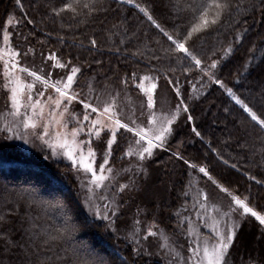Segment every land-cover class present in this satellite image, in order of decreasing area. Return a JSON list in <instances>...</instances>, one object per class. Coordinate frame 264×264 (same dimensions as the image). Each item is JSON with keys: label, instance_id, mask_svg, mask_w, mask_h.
<instances>
[{"label": "trees", "instance_id": "obj_1", "mask_svg": "<svg viewBox=\"0 0 264 264\" xmlns=\"http://www.w3.org/2000/svg\"><path fill=\"white\" fill-rule=\"evenodd\" d=\"M21 2L22 10L16 0H0V33L6 20L14 16L15 20H19L15 28L27 42L34 47L54 52L64 60L70 59L74 64L85 65L84 74L90 79L96 78L97 84L101 86L119 85L126 74L133 71L142 74L147 71L148 60L153 52L162 55L163 49L170 43L136 8L118 5L117 0H98L96 7L106 11L93 12L89 16L88 10L83 9L84 14L76 18H73L71 12H64L60 17L50 15L51 7L59 8L67 0ZM135 2L147 7L154 19L169 32L177 28L183 31L188 23V17L180 10L177 0ZM229 2L232 5L230 15L225 14L223 24L195 39L192 47L204 59L215 52L212 58L220 61L217 77L261 115L264 113V100L258 97V92L264 88V3L262 0ZM28 20L34 23L29 24ZM238 35L242 39L236 42ZM92 39L96 40L95 48L90 44ZM229 46L232 51L227 53L225 49ZM152 63L163 66L166 61ZM193 74L185 78L177 67L175 77L188 85ZM237 79L239 83H236ZM210 87L209 92L190 104L194 118L192 124L186 120V125L176 132V139L169 146L170 149L162 154L160 164L166 175L161 183L165 181L177 185L176 189L178 183L186 177V167L173 156V150L190 162L207 167L209 174L221 185L242 198L249 197L250 205L259 211L264 210V132L223 88L217 85ZM193 127L203 139L195 135ZM225 136L230 141H225ZM179 142L177 149L175 145ZM29 172L42 175L46 184L53 183L56 187L60 183L53 176V172L59 171L41 169L33 162L28 164L22 162V159L0 153V217L3 218L0 221V234L5 237L0 238V264H36L37 255L41 259H48L50 264L52 261L62 264L57 255L65 257L64 248L69 249V254L74 252L81 259L94 261L95 264H115L113 261L99 260L100 250L90 252L91 241L81 242V232L72 231V238L68 242L43 243L45 234L55 235L57 230H61V225L68 230L77 226L70 225V220L59 218L57 199L47 197L36 183L32 182L29 186L17 179L21 177L18 175ZM250 176L261 183L250 180ZM61 177L65 178L63 175ZM58 205L61 207L63 204ZM163 212L167 215L170 208L163 206ZM96 223L93 220L87 222L89 228L100 224ZM253 225L256 226L254 221ZM88 232L91 234L92 230ZM103 235L104 238L108 237L105 232ZM98 241L108 246L107 249L112 252L118 264H159L130 259L129 252H122L120 242L116 247L114 242H104L100 237ZM239 242L245 245L247 239L241 238ZM263 255L264 251L259 257L264 258Z\"/></svg>", "mask_w": 264, "mask_h": 264}, {"label": "snow or ice", "instance_id": "obj_2", "mask_svg": "<svg viewBox=\"0 0 264 264\" xmlns=\"http://www.w3.org/2000/svg\"><path fill=\"white\" fill-rule=\"evenodd\" d=\"M97 3L98 0H67L59 8L51 7L50 15L60 17L64 12H71L73 18H76L84 14L83 9L88 10L89 16L93 12L106 11V9H98ZM117 3L121 6L130 5L136 8L146 17L151 26L156 28L167 42H170L163 49L162 55H156L153 52L148 60L147 71L142 74L136 71L126 74L121 79L123 85L121 89L107 90V86H105L106 90L97 91L90 83L88 92L85 94L82 89L78 90L77 87L78 77L82 73L81 66L73 64L70 59L63 60L54 52L45 58V63L51 62L52 71L45 72L41 68L37 72L21 65V59L27 56L32 49L21 52L12 46V33L9 29L18 26L19 20H15L14 16L6 20V26L0 34V39H2L0 75L4 78L3 88L8 93L9 104V110L4 114V127L0 131L9 133L6 139L22 140L28 144L29 136H34L52 150V155L58 154L57 149L62 150L63 155L72 162V166L76 168L77 172L82 171L86 176L90 174V185L103 189L105 182L113 179V169L106 168V165L109 163L113 145L117 144L118 137H123L128 141L124 155L129 158L135 157L136 168L139 171H145L144 162L152 158L157 149L168 150V141L176 131L174 126L181 113L187 114V121L194 119L185 103L180 87L177 86L179 84V77H175L177 67L181 75H185V78L192 73H199L201 81L206 77L212 84L219 85L250 117V120L259 126L260 131L264 132V113L258 115L248 103L235 94L232 88L227 87L217 77L220 61L212 58L215 56V52L204 59L192 47L195 39L209 31L218 29L223 24L225 14L230 15L232 5L229 0H177L180 10L188 17V23L183 31L177 28L173 32L162 27L154 19L149 9L136 3L135 0H117ZM16 4L21 10L23 9L21 0H16ZM27 22L34 23L32 20ZM241 39L242 36L238 35L236 42ZM156 43L159 44V41ZM90 44L92 48H95L96 40L92 39ZM231 51V46L225 49L227 53ZM161 60L166 61V64L158 66L152 63V61L160 62ZM57 69L64 74L57 73L58 78L53 79V72ZM245 71H247V66ZM22 74L30 77L31 82H26ZM169 74L175 78H170ZM161 79L172 86L177 98L175 103H172L167 96H160L159 81ZM130 81L138 89L137 94L142 96L138 106L126 102L129 100L126 89L129 87ZM239 82L237 79L236 83ZM37 85L40 87L38 88ZM193 90L195 91V86H193ZM261 99L264 100V94L261 95ZM75 106H79L81 110L75 111ZM192 131L197 137H201L195 127L192 128ZM82 136L86 139H81ZM93 139L106 143L103 163L98 167L94 166L97 153L92 147ZM173 156L177 160H182L189 168L198 169L199 173L211 180L222 193L230 198V203L227 208L216 204L209 206L207 194L199 193V195H203L204 203H199V201L197 203L206 215L198 213V216L202 221L211 222L210 232L213 235L203 241L197 237L195 247L189 248L191 255L186 258L182 257L174 248L169 247L168 237L154 230L158 229L154 222L147 227L146 233L140 236L138 226L141 221L139 219L135 221L137 227L133 236H140L136 243L139 245L141 239L147 240L149 237L160 236L164 240L161 247L167 249L165 254H172L169 264H173V260H177V264H229V252L235 242L239 222L252 217L260 225H264V211H258L250 205L249 197L242 198L221 185L209 174L207 167L191 163L178 152L173 153ZM232 167L235 168L236 165H232ZM249 179L255 180L257 184L261 183L254 176H250ZM130 187L129 184L120 185L119 191L123 192ZM92 191L93 189L90 187L89 192ZM100 198L108 199L103 195ZM95 207V215L100 216L99 206ZM104 209L112 216H115L118 210H110L108 204L104 205ZM108 218V215L103 216V219L107 220ZM2 219L0 217V221ZM221 225L224 227L222 228ZM74 230H57L55 235L46 233L43 243L68 242L71 240ZM189 232L191 234V228H189ZM0 238L5 237L0 234ZM63 251L66 254L65 257L57 255V259L62 260V264H95L94 261L81 259L74 252L69 254L68 248H64ZM36 264H50V261L41 259L37 255ZM51 264H55V262L52 261Z\"/></svg>", "mask_w": 264, "mask_h": 264}, {"label": "rangeland", "instance_id": "obj_3", "mask_svg": "<svg viewBox=\"0 0 264 264\" xmlns=\"http://www.w3.org/2000/svg\"><path fill=\"white\" fill-rule=\"evenodd\" d=\"M3 29L0 34H2ZM9 31L12 33L11 43L14 48L21 52L32 49L27 56L21 59V65L37 72L41 68L45 72L52 71L50 68L51 62L45 63V58L52 52L41 47L32 46L22 34H19V30L15 27L9 29ZM0 45H2V39H0ZM42 53L43 55H41ZM77 65L82 68V73L78 77L77 87L78 90L82 89L85 94L88 92L90 83L97 91L106 90L105 86H107V90L123 88L121 83L119 85H98L96 78L90 79L84 74L85 65ZM57 73L60 75L64 74L57 69L53 72V79L58 78ZM22 75L26 82H31L30 77H27L26 74ZM262 80L264 84V75H262ZM3 84L4 78L0 75V129L4 127V114L9 110L8 93L3 88ZM212 85L217 84H212L206 77L201 81L199 73H194L188 85L179 79L177 86L180 87L185 103L190 110L192 109L191 102L197 101L207 91L209 92ZM159 86L160 96H167L172 103H175L177 98L172 86L165 80L159 81ZM193 86H195V91ZM37 87L39 88L40 86L37 85ZM126 91L129 97L126 102L138 106L142 99V96L137 94L138 89L131 84ZM185 92L186 95H184ZM262 94H264V88L259 89L258 97L260 98ZM74 110L79 112L81 109L79 106H75ZM186 115L181 113L177 124L174 126L176 131L168 141V150L171 143L176 139V132L186 125ZM8 135L9 133L6 131H0V153L8 154V156H13L16 159H22V162L28 164L33 162L40 166L41 169L47 168L50 171H59L58 173L53 172L54 175L50 173L60 182L56 187L52 185L53 183H44L42 175L39 173H35L37 175L34 173L29 174L30 172L22 173L18 175L21 177L17 179L24 181L29 186L32 182L36 183L47 197L55 198L58 203L63 204L60 207L57 203L59 218L63 221L70 220V225H76L77 228L74 231L77 233L81 232L79 237L81 242L91 241L90 252L94 253L96 250H100L98 259L103 262L108 260L118 264L112 252L107 249L108 246L98 241V237L104 242H111L112 244L114 242L116 247H118L120 242L122 252H129V257L132 260L135 259L137 261V259H140L142 262L169 264L172 254H165L167 249L161 247L164 240L160 236L149 237L147 240L141 239L139 245L136 243V240L146 233L147 227L153 222L158 226V229L154 230L168 237L169 247L174 248L182 257L186 258L191 255L189 248L195 247L197 237L203 241L213 235L210 232L211 222L202 221L198 216V213L206 215L205 211L199 207V203H204L203 195H199V193L207 194L209 206L216 204L227 208L230 203V198L222 193L211 180L199 173L198 169H191L184 163L186 177L182 182L178 183L177 193L173 194L177 185H170L169 182L165 181L161 183L166 174L161 168L160 158L166 151L157 149L156 154L144 162L145 171H139L135 166L137 163L136 158H129L124 155L128 141L123 137H118L117 144L113 145L112 155L109 157L108 165H106V168L111 167L113 169V179L106 181L105 187L101 189L90 185V174L86 176L82 171L77 172L76 168L72 166V162L63 155L62 150L57 149L58 154L54 156L52 155V150L34 136H29V143L25 144L22 140L6 139ZM81 139H86V137L82 136ZM225 141H230V139L225 136ZM176 145L175 147L178 149L180 142L176 143ZM92 147L97 153L94 166L98 167L103 163L106 143L93 139ZM172 152L175 153L173 150ZM61 175L65 178L61 177ZM123 184H129L131 186L130 189L120 192L119 187ZM90 187L93 189L92 192H89ZM101 195L107 196L108 199H101ZM90 197L92 198L90 199ZM105 204L109 205L110 210L118 209L115 216L105 211ZM97 205L100 209V216L95 215V206ZM163 206L170 208V212L167 215L163 212ZM261 211L264 210L262 209ZM80 215L85 217V219H82ZM104 215H108L109 218L107 220L103 219ZM137 219L141 221L138 226L140 228V236L134 237L133 232L137 227L135 225ZM89 220H93L95 224L100 222V224L89 228L87 224ZM249 220L251 221L249 222ZM253 221L256 226L253 225ZM229 224H231V221H229ZM221 227L223 228L224 225H221ZM189 228H191V234ZM61 229L66 228L61 225ZM89 230H92L91 234L88 232ZM236 231L237 236L229 252V264H264V258L259 257L260 253L264 251V225H260L254 218L248 217L239 222ZM104 232L107 233L108 237L104 238ZM241 238L243 240L247 239L245 245L239 242ZM173 264H177V260H173Z\"/></svg>", "mask_w": 264, "mask_h": 264}, {"label": "bare ground", "instance_id": "obj_4", "mask_svg": "<svg viewBox=\"0 0 264 264\" xmlns=\"http://www.w3.org/2000/svg\"><path fill=\"white\" fill-rule=\"evenodd\" d=\"M29 174H31V173H29ZM35 175H37V174H35Z\"/></svg>", "mask_w": 264, "mask_h": 264}]
</instances>
